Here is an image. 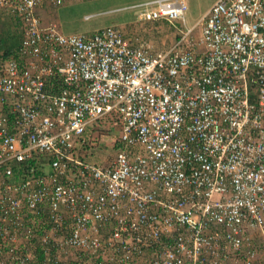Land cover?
Wrapping results in <instances>:
<instances>
[{
    "label": "built area",
    "instance_id": "built-area-1",
    "mask_svg": "<svg viewBox=\"0 0 264 264\" xmlns=\"http://www.w3.org/2000/svg\"><path fill=\"white\" fill-rule=\"evenodd\" d=\"M44 2L0 0L22 30L0 56V264H264V0H217L163 49L43 25Z\"/></svg>",
    "mask_w": 264,
    "mask_h": 264
},
{
    "label": "crops",
    "instance_id": "crops-1",
    "mask_svg": "<svg viewBox=\"0 0 264 264\" xmlns=\"http://www.w3.org/2000/svg\"><path fill=\"white\" fill-rule=\"evenodd\" d=\"M50 3H46V0L43 4L42 7H40L38 9V14L41 16L42 18V22L43 25H49L50 23H54L58 26V28H60V30L66 34H72V33H88L91 34L101 28L107 27V26H117V27H121V29L123 30V32L126 34V37L130 38V39H139L140 43L144 42V43H149L151 44L153 47H155L156 49H163L166 46L164 45H156V42L154 40H150L147 41L144 38H137L139 36H141V29L140 26L137 27V25L135 24H142L141 21H139L137 19V17H135V14H137L140 10V7H133V5H138L143 3L145 0L142 1H138L136 0L135 2L130 3V1L128 0L127 4L125 3H121L118 6H113V5H109V9H106L105 7L102 8H95L96 4L98 1L100 0H67L64 4L62 5H55L53 3L52 0H49ZM147 1V0H146ZM125 2V1H124ZM84 6L87 7L84 10V14L82 17L79 18V21H82L83 19L85 20H91L93 18H100L102 16H107L108 18H111L110 21H107V23L105 25L107 26H102V25H95V28L93 29H87L89 32H81V31H69V30H65V19L68 18V20L72 19V20H78L76 19L75 16H72V9L77 6ZM90 9H93V11H91ZM1 10V9H0ZM3 10V9H2ZM124 11L121 12L122 14H119L118 11ZM136 11H138L136 13ZM209 11V10H208ZM207 11V12H208ZM118 14H117V13ZM116 13V14H115ZM128 15H134V18H130L128 17ZM0 56L3 54L4 51L6 50H16L19 48L21 41H22V30L21 27L19 25V22L8 12H1L0 11ZM119 18L118 20H115L114 18ZM202 20V19H201ZM109 23H113V25H108ZM134 25L135 30H132L131 36L133 37H129V31H126V29L128 28V26L130 25ZM139 24V25H140ZM119 27V28H120ZM89 28V27H88ZM126 31V32H125ZM197 33H200V31H196ZM128 34V35H127ZM135 35H138L137 37H135ZM147 41V42H145ZM1 107V106H0ZM112 124V123H110ZM110 124H107L106 126L109 127L110 129H114L115 133H119L120 129L119 126H114L113 124L110 126ZM111 133L114 134L113 132L109 131V130H104L101 133H99V136L101 137V148L97 151V160L102 162V163H108L110 161V159H112L114 157V153L112 151V153L106 152V150H103L102 145H105V142L103 140V136L105 134ZM111 143L112 142H108L107 143V149H111ZM110 144V145H109Z\"/></svg>",
    "mask_w": 264,
    "mask_h": 264
},
{
    "label": "rangeland",
    "instance_id": "rangeland-1",
    "mask_svg": "<svg viewBox=\"0 0 264 264\" xmlns=\"http://www.w3.org/2000/svg\"><path fill=\"white\" fill-rule=\"evenodd\" d=\"M127 1L128 0H100L97 2L95 8L105 7L106 9L110 10L109 5H113L116 7L120 5L121 3L127 4L128 3ZM129 1L130 3H132V2H135L136 0H129ZM138 1H142V0H138ZM216 1L217 0H187L188 10L185 16L186 22L181 19H176L171 25L165 22H142V24L138 23L135 25H137V27L140 26L141 36L137 37L138 35H135V37L137 38L141 37V38L146 39L147 41L154 40L156 42V45L161 44V45L166 46L165 48H169L176 38L177 29H185L186 26H188V27H194L196 31H201V21H202L201 19ZM46 3L49 4L50 1L46 0ZM86 8L87 7L77 5L72 9L71 15L75 16L76 19L78 20H72V19L68 20V18H66L65 23H64L65 30H69L73 32L78 31V30L81 32L82 31L89 32L87 29H93L95 28V25L97 24L104 26L107 23V21H110L111 19V18H108L107 16H102L100 18H93L91 20L83 19L82 21H79V18L83 16L84 10ZM90 10L93 11V9H90ZM0 11L7 12L2 9ZM121 12H124V11H121V10L118 11L119 14H122ZM137 12L138 11H136V13ZM137 15L138 13L135 14V17H137ZM128 17L134 18V15H128ZM114 19L118 20L119 18L116 17ZM108 25H113V23H109ZM132 30H135L133 24L128 26V28L126 29V31H129L130 35L127 34L129 37H133L131 36ZM106 133L107 134L103 136L105 145H102V148L103 150H106V152L112 153L111 149H107V143L115 142L118 139V136L117 134L115 135V134H111L108 132ZM45 167L47 171L51 170V167L48 164H45Z\"/></svg>",
    "mask_w": 264,
    "mask_h": 264
},
{
    "label": "trees",
    "instance_id": "trees-1",
    "mask_svg": "<svg viewBox=\"0 0 264 264\" xmlns=\"http://www.w3.org/2000/svg\"><path fill=\"white\" fill-rule=\"evenodd\" d=\"M12 51L11 50H6L3 52L4 55L8 56Z\"/></svg>",
    "mask_w": 264,
    "mask_h": 264
}]
</instances>
